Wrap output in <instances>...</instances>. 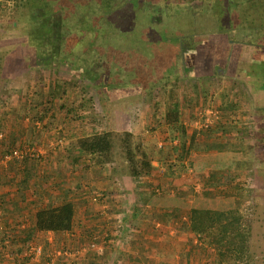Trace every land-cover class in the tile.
<instances>
[{
    "label": "trees",
    "instance_id": "trees-1",
    "mask_svg": "<svg viewBox=\"0 0 264 264\" xmlns=\"http://www.w3.org/2000/svg\"><path fill=\"white\" fill-rule=\"evenodd\" d=\"M22 6L25 12L23 19L27 23L23 40L33 49L43 66L64 64L79 70L81 80L107 82L108 79L109 85L113 78L116 80V72L121 74L117 76L120 79L118 84L125 85V81L132 80L129 75L133 68H142L140 72L146 76V85L141 89L143 78L141 75L136 77L132 95L139 97L141 91L145 94L162 91L165 123L172 128V132L179 133V146L186 156L197 137L210 141H229L232 137L223 117L218 121L217 128L211 127L201 133L193 131L187 140L188 131L182 124L181 112L188 101L185 97L179 100L177 82L192 77L201 78L208 63L222 68L245 59L252 65L253 75L249 77L255 79L252 82L253 92L264 91V0H206L184 4L167 3L165 0H25ZM132 37H139L138 41L133 40L139 46L128 44ZM221 44L223 49L225 46L224 50ZM132 49H139L137 53H142V58H131ZM171 71L173 76H169ZM149 81H153V84ZM53 88L49 100L55 106L54 103H60L66 90L58 84ZM47 94L39 92V96H36L38 99L28 106L32 124L45 116L48 108L43 110L45 105L41 99ZM83 101L85 97L81 95L76 103L67 107L65 117H74L81 107L83 110L91 108ZM195 103L194 116L189 114L192 120H195L198 110ZM61 108L64 109V106ZM231 108L236 109L235 104ZM255 110L258 117H264V108L257 107ZM257 130L254 143L264 149V130ZM243 131L249 136L248 129L244 128ZM6 141L0 146L7 145ZM73 146L81 152L74 157L75 161L85 158L94 168L107 166L110 174L120 173L132 181L148 179L154 171L153 160L163 161L166 152L161 147L153 154L130 131H98L79 136ZM12 151L7 145L2 157ZM180 156H176V162L168 164L170 177L174 176L175 171H186L188 168ZM22 161L30 162L32 167L37 163L29 154ZM26 176L31 177L29 173ZM197 184L200 191L192 205L184 202L185 197L193 192V187L189 185L173 194L167 192V187L158 184L147 187L152 203L150 209L156 211V216L167 219L166 222H169L170 212L175 213V220L186 213L187 220L178 230L197 239L198 252L214 251V264H264V260L256 258L253 246L255 224L259 221L257 213H254L256 208L215 209L200 202L199 197H208L211 191L233 195V191L238 189L232 188L231 183L225 186L222 175L218 176L215 171L211 172L210 177L198 179ZM139 187L143 188V185ZM160 193L162 195H157ZM75 213L72 200L63 198L53 201L35 211L34 231L69 233L74 226ZM143 224L146 229L151 227L148 222ZM149 235L155 236V233ZM88 239L91 241L86 245L87 249L91 244L100 245L93 231H88ZM120 246V243L108 246L112 264L133 263L130 261L131 254H127L123 263L117 259L122 257L118 252ZM91 251L98 253L93 249ZM74 255L77 256L78 252ZM187 257L185 253L183 258ZM137 261L140 260L134 263ZM144 261H149L148 255H144Z\"/></svg>",
    "mask_w": 264,
    "mask_h": 264
},
{
    "label": "rangeland",
    "instance_id": "rangeland-1",
    "mask_svg": "<svg viewBox=\"0 0 264 264\" xmlns=\"http://www.w3.org/2000/svg\"><path fill=\"white\" fill-rule=\"evenodd\" d=\"M23 1L25 0H0V121H3L7 117H14L16 109L12 105L14 102L17 104L21 102L26 106L22 110L26 114L25 118L28 119V125L33 127L28 132V135H32V137L27 140L21 139L23 136L18 137L14 140L16 146H13V149L33 152L37 162L43 164L44 158H49V155L51 157L57 150L68 151L70 153L74 148L73 142L79 136H85L86 134L98 131H130L137 135L153 154H156L158 148H160L159 145H162L164 150L167 151L166 153L169 154H165L164 159L162 157L163 165L160 173L164 174V177L168 178L171 182L182 179L186 185L193 187L192 194H189L184 199V202L188 205L193 204L196 198L195 195L200 191L197 180L203 176L210 177L211 172L215 171L218 173V176L222 175L225 186L231 183L232 188L235 189L237 187L238 189L233 191V195L226 192L217 193L211 191L208 197H199L198 200L200 202L205 203L209 208L215 209L233 207H240L241 209L256 208L254 213H257L259 221L255 224L253 246L256 258L260 261L264 260V161H262V159L264 160V149L261 148L262 146L254 143V138H256L255 132L258 131L257 128L264 130L262 128L264 127V117L252 119L253 107L264 108V91L253 92L254 86L251 80L243 79V74L226 73L223 71L221 74L214 71V73L211 72L213 75L207 74L201 78L192 77L177 82L179 100L182 101V97H185L188 101L187 107L185 106L181 112L182 124H184V127L188 131L187 140L191 132H202L198 128H194V123L198 121L199 112L209 106L213 107L215 112L220 114L219 121L224 117L223 122L226 121L224 124L226 129L230 131L229 136L232 137H230L231 139L226 145L227 151H224L227 153L214 151V149H218L217 146L206 145V143L209 144V141L197 137L196 143L192 146L196 157L188 160V155L186 156L183 152L184 150L179 146V133L169 130V134L166 129L167 124L164 120L165 100L162 91L158 90L157 92L146 94L144 91H141L142 94L139 97L132 95L133 84H136L133 83V80L136 77L141 75L143 78L141 80V89H144L146 85V76L140 72L142 68H133V72L129 75V79L132 80L125 81V85L123 83L118 84L120 79H117V76L121 74L116 72L114 74L116 80L113 78L109 85L107 83L108 79L107 82L105 80L97 82L81 80L79 70L70 68L64 64L60 66H43L33 49L26 45L22 37L27 24L23 19V15H25L22 6ZM202 1L206 0H165L167 3L176 4L199 3ZM134 39L138 41L139 37H132V40L127 41L128 44L132 45V47L139 46L140 44L133 43ZM130 41L132 43H129ZM220 46L223 49V45L221 44ZM137 51L139 49H132L133 53L130 57L142 58V53H137ZM243 71L245 72V70ZM169 73V76H173L172 71ZM169 80L172 79L169 78ZM149 82L153 84V81ZM55 84L62 86L66 91L60 98V103L55 102L54 106L51 104L53 102L50 103L49 98L52 95L53 85ZM39 92L41 94L42 92L48 93L45 98L41 99V102L43 100L45 105L43 110L46 108L48 110L44 113L45 116L41 122L36 121L39 124L34 126L33 124L35 123L32 124L29 119L31 112L28 110V106L38 99ZM81 95L85 97L83 103H87L91 108L83 110L81 107L74 117L67 116L66 118L65 110L69 105L76 103V100ZM194 103L198 110L195 114V120H192L189 114L194 116ZM87 104L85 107H87ZM234 104L236 109L231 108ZM62 105L64 109H60ZM156 105L158 108H156ZM216 125L218 126L217 121L212 123V127L217 128ZM244 128L250 131L249 136L243 131ZM4 131L6 130L2 129L0 132L3 136L0 138V144L6 139ZM41 135L43 136L42 138H40ZM216 141L221 142L220 139ZM8 142H10L9 139L6 143ZM6 147L7 145H5L3 151L7 149ZM171 152L174 153L175 157L170 159V156H172ZM177 155H181V160L186 162L188 168L186 171L177 170L174 176L171 175L170 177L168 174V164L176 162ZM1 159L3 161L2 157ZM2 163L5 162L3 161ZM237 163L240 164L239 166L243 168L244 172L236 170L237 172L235 173ZM254 169L257 174L256 177L253 176ZM226 188L224 187V189ZM84 191L83 189L82 192ZM95 194L101 195L100 198H95L97 202L103 201L102 199L105 197L104 192L99 191ZM112 194L106 193V196ZM257 203H259L258 208L256 207ZM102 206L104 207L100 209V215H88L89 217L85 219V225L81 227L83 232L82 238L78 236L72 238L74 241L68 243L69 245L67 244L62 251L66 252V256L70 259L78 257L77 261L79 264L98 260L97 255L99 253L98 257H103V252L107 250L108 246L119 243L122 248L124 247L128 250L132 246H136L139 249L142 247L143 250L141 249V252L148 255L149 261H144V256H140L142 259L137 258L140 260V264H160L161 262L165 264H214V251L211 250L208 253L198 252L196 250L198 248L196 238H193V244L192 240H189L190 242L187 247L188 250L190 248L189 251L179 252L175 256L172 254L166 255L167 253L164 252L160 253L162 255L157 254L155 251L152 252L149 243L156 244L149 239L143 241V237L142 240L139 239V226L126 221L127 215H110V209L105 207V205ZM150 208L151 206L147 205L145 209L151 210ZM182 215L179 216V220H176L177 225H174L175 227H168L167 230H164L161 226L162 224H160L159 235L165 234V232L169 238L174 235L173 232L178 228H182L185 223L184 218L187 217V214ZM88 221L90 224L87 223ZM166 221L167 219H163L162 222L165 223ZM78 226L80 227L81 225L78 224ZM170 230L172 234L168 233ZM88 231H93L96 235L100 245H96L95 249L101 252L95 253L87 249L86 245L91 241L88 239ZM179 231L182 230L179 229ZM181 236L178 235V237ZM84 247L86 248V253L83 251ZM153 248L155 249L156 247ZM80 250L83 254L74 255V253L76 254ZM185 253H187L188 257L184 259L183 255L185 256ZM124 254L125 256L117 258L122 263L128 257V253L124 252Z\"/></svg>",
    "mask_w": 264,
    "mask_h": 264
},
{
    "label": "crops",
    "instance_id": "crops-1",
    "mask_svg": "<svg viewBox=\"0 0 264 264\" xmlns=\"http://www.w3.org/2000/svg\"><path fill=\"white\" fill-rule=\"evenodd\" d=\"M12 106L17 110V112L16 110L14 111L16 115L0 121V126L2 125V129L6 130L4 131L6 139L10 141L6 144L11 149H13V146H16L14 140L18 137L23 136L21 139L25 140L31 138L32 135H28V132L30 128H33L28 125V119L25 118L26 114L22 110L26 107L24 103L19 102L17 104L14 102ZM34 123V126L39 124L38 122ZM166 129L170 134L169 130L172 128L167 125ZM42 137L41 135L40 138ZM206 140L209 141V144L206 143V145L217 146L218 149H214V151L227 153L224 151H227L226 145L228 141L221 140L219 143V141H216L218 139L214 141ZM3 148L5 146H0V158L7 151V149L3 151ZM64 152L57 150L52 154L53 157H50V155L49 158L45 157L43 164L40 162L35 163V167H32L30 162L27 161L21 162L13 159L2 163V159L0 160V212L2 215L0 220V237L8 239L11 245L9 250L6 248L0 249V264H24L27 259L23 257V253L29 243H36L43 248L42 256L33 264H47L50 261V257L52 258L56 253H62L67 244L74 241L72 238L77 236L82 238L83 232L81 227L85 225V219L89 217L88 215L99 214L101 212L100 209L104 207L102 205L110 209V215H127L126 221L139 226V239L142 240L143 237V241L149 239L155 242L156 245H153L148 241L152 252L155 251L159 255H162L160 253L164 252L167 253L166 255L172 254L175 256L179 252L190 250L187 247L190 242L189 240H192L193 244V239H190L184 232L179 231L177 226V230L173 232L174 235L170 236V238L167 237L166 232L159 235L160 224H162L161 226L164 230L177 225V221L173 218L175 213L170 212L169 222L163 223V218L156 216V211L148 209L147 211L145 209L147 205L152 206L147 187H155L158 184L163 188L167 187V192L173 194L176 191L182 190V187L186 185L182 179L171 182L168 178H165L164 174L160 173L163 165L162 161L158 159L153 160L152 166L154 171L148 179L132 181L120 173L110 174L107 166L94 168L90 166V163L85 158L75 161L74 157L81 154L76 148H73L70 153L68 151ZM166 152L164 153L169 154ZM173 154L171 152V158L175 157ZM188 154V160L196 157L193 149ZM239 165H237L235 173L237 172L236 170L244 172L243 168ZM28 173L31 177L26 176ZM253 176H257L255 169ZM140 185H143V188H140ZM83 189L85 190L84 192H82ZM99 191L105 193V197L101 202H97V199L94 197L95 193ZM106 193L113 194L106 196ZM63 198L72 200L76 208V217L72 231L62 234L34 231L35 211L40 207L47 206L53 201ZM184 220L186 221L187 217ZM145 222L151 224L149 229L144 227L143 223ZM87 223L90 224L89 221ZM78 224L81 226L79 227ZM149 233H155V236L149 235ZM168 233L172 234L171 230ZM178 235L182 236L178 237ZM137 245L140 246L139 244ZM153 247L156 248L154 249ZM141 249L143 250L142 247L139 249L136 246H132L128 250L120 246L118 252L122 257L125 256L124 252L133 254L130 260L133 263L129 262L128 264H140L139 261L134 262L137 258L142 259L140 256L146 255V253L141 252ZM78 254L83 253L80 251ZM58 258L57 264H79L77 261L78 257L70 259L68 256L62 255ZM111 260L112 258H110L108 250H105L103 257H98V260L87 261L86 264H112L113 261Z\"/></svg>",
    "mask_w": 264,
    "mask_h": 264
},
{
    "label": "built area",
    "instance_id": "built-area-1",
    "mask_svg": "<svg viewBox=\"0 0 264 264\" xmlns=\"http://www.w3.org/2000/svg\"><path fill=\"white\" fill-rule=\"evenodd\" d=\"M220 119V114L218 112H215V109H213V107L209 106L206 107L204 110L199 112V117H198V121H196L194 123V128H198L199 130H201L202 132L205 130H208L209 128L212 127V123L215 121H219ZM2 137L1 133H0V138ZM159 147H163L162 145H159ZM30 155V157H34L33 152H29L28 150L23 151V150H13L10 154H7L3 157V161L7 162L10 161L12 159L21 161L25 156ZM158 192V191H157ZM95 198H100L101 195L99 194H95L94 195ZM2 218V215H0V220ZM10 241L8 239H2L0 237V249L6 248L7 250L10 249ZM95 247H97L95 244H91L88 249H94L98 252H101L100 250L95 249ZM83 251H86V248L83 249ZM43 254V248L42 246L36 244V243H29L27 245V247L25 248V251L23 253V257L25 259H27V261H25L24 264H33L37 259H39ZM66 256L67 253L66 252H62V253H56L55 255H53L52 258H50V261L47 262V264H57L58 261V257L60 256Z\"/></svg>",
    "mask_w": 264,
    "mask_h": 264
},
{
    "label": "flooded vegetation",
    "instance_id": "flooded-vegetation-1",
    "mask_svg": "<svg viewBox=\"0 0 264 264\" xmlns=\"http://www.w3.org/2000/svg\"><path fill=\"white\" fill-rule=\"evenodd\" d=\"M251 67H252L251 62L249 60H245V59H242L241 61L239 59L235 63L229 64L228 66H225L222 68H215L212 64L208 63L206 68H205V71L202 74L213 75L212 73H214L215 70H216L215 73H218V74H221L222 71L226 72V73L232 72V73H236V74H243V79L244 78L249 79V80H251V82H253V80H255V79L249 77V75H253V73H251V69H252ZM246 69H248V71H246ZM243 70H245V72ZM254 111L256 112V114L254 113ZM255 118L258 119V114H257V111L255 109H253L252 119H255ZM259 119H260V117H259Z\"/></svg>",
    "mask_w": 264,
    "mask_h": 264
}]
</instances>
